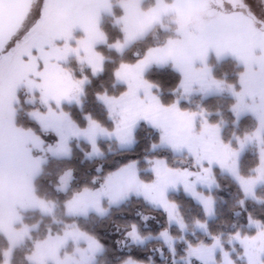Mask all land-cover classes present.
Wrapping results in <instances>:
<instances>
[{
	"label": "snow or ice",
	"instance_id": "1",
	"mask_svg": "<svg viewBox=\"0 0 264 264\" xmlns=\"http://www.w3.org/2000/svg\"><path fill=\"white\" fill-rule=\"evenodd\" d=\"M0 264H264V0H0Z\"/></svg>",
	"mask_w": 264,
	"mask_h": 264
},
{
	"label": "trees",
	"instance_id": "2",
	"mask_svg": "<svg viewBox=\"0 0 264 264\" xmlns=\"http://www.w3.org/2000/svg\"><path fill=\"white\" fill-rule=\"evenodd\" d=\"M140 150H141V149H140V148H138V149H137V153H138ZM222 195H224V194L222 193Z\"/></svg>",
	"mask_w": 264,
	"mask_h": 264
}]
</instances>
